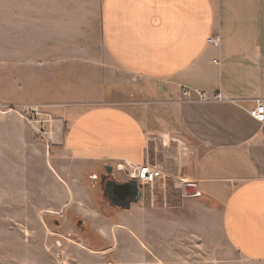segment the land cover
<instances>
[{"label": "crops", "instance_id": "obj_1", "mask_svg": "<svg viewBox=\"0 0 264 264\" xmlns=\"http://www.w3.org/2000/svg\"><path fill=\"white\" fill-rule=\"evenodd\" d=\"M100 20L95 62L117 96L55 114L54 157L123 185L119 166L153 164V148L169 144L174 172L189 157L181 185L196 194L152 206L140 185L130 207L109 197L116 236L132 238L133 253L264 263V122L250 114L264 104V0H101Z\"/></svg>", "mask_w": 264, "mask_h": 264}, {"label": "rangeland", "instance_id": "obj_2", "mask_svg": "<svg viewBox=\"0 0 264 264\" xmlns=\"http://www.w3.org/2000/svg\"><path fill=\"white\" fill-rule=\"evenodd\" d=\"M100 5L0 0V264H264L236 255L174 258L138 252L140 246L133 253V239L114 233L119 220L101 167L95 179L80 169L84 164L54 157L45 130L55 131V114L79 99L117 96L94 57L105 56ZM167 145L153 148V164L170 175L145 185L152 206L175 204L184 190L181 170L173 168L175 149ZM182 162L184 172L189 157Z\"/></svg>", "mask_w": 264, "mask_h": 264}, {"label": "built area", "instance_id": "obj_3", "mask_svg": "<svg viewBox=\"0 0 264 264\" xmlns=\"http://www.w3.org/2000/svg\"><path fill=\"white\" fill-rule=\"evenodd\" d=\"M209 43L218 46L220 44L219 36L210 37ZM203 96L205 97V94ZM217 98H219V96ZM34 112L37 111L34 110ZM36 114L39 116L38 112ZM250 114L259 122H264V104L259 102L254 109L250 110ZM50 128H53V126L50 125ZM45 133H47L49 139H53L54 131L52 129H48L47 131L45 130ZM119 168L126 174L130 181H135L139 186L154 184L160 180L166 181L170 175V173L152 163H146L138 166L126 163L125 166H119Z\"/></svg>", "mask_w": 264, "mask_h": 264}, {"label": "water", "instance_id": "obj_4", "mask_svg": "<svg viewBox=\"0 0 264 264\" xmlns=\"http://www.w3.org/2000/svg\"><path fill=\"white\" fill-rule=\"evenodd\" d=\"M107 190L113 204L121 207H130L131 203L138 202L142 197L141 188L135 181H130L123 185L110 183L107 185ZM196 192L195 186H184L186 195H194Z\"/></svg>", "mask_w": 264, "mask_h": 264}, {"label": "flooded vegetation", "instance_id": "obj_5", "mask_svg": "<svg viewBox=\"0 0 264 264\" xmlns=\"http://www.w3.org/2000/svg\"><path fill=\"white\" fill-rule=\"evenodd\" d=\"M110 183H114L113 180L108 176L105 180H104V184H105V189H106V192H107V195H108V199H109V192L107 190V185L110 184ZM116 184V183H115Z\"/></svg>", "mask_w": 264, "mask_h": 264}]
</instances>
